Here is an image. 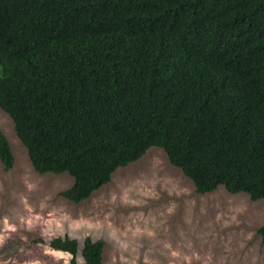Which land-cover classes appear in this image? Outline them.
Listing matches in <instances>:
<instances>
[{
    "label": "trees",
    "instance_id": "obj_1",
    "mask_svg": "<svg viewBox=\"0 0 264 264\" xmlns=\"http://www.w3.org/2000/svg\"><path fill=\"white\" fill-rule=\"evenodd\" d=\"M0 108L74 204L154 147L199 195L264 200V0H0ZM49 245L77 264L78 240ZM104 247L87 237L83 264Z\"/></svg>",
    "mask_w": 264,
    "mask_h": 264
},
{
    "label": "rangeland",
    "instance_id": "obj_2",
    "mask_svg": "<svg viewBox=\"0 0 264 264\" xmlns=\"http://www.w3.org/2000/svg\"><path fill=\"white\" fill-rule=\"evenodd\" d=\"M0 130L15 157L9 172L0 161V264H71L49 245L65 236L79 242L77 264L87 237L105 242L104 264H264V200L223 187L199 195L154 147L74 204L60 195L74 179L38 174L1 108Z\"/></svg>",
    "mask_w": 264,
    "mask_h": 264
}]
</instances>
